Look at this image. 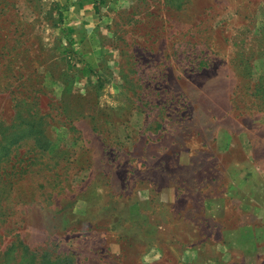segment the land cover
Segmentation results:
<instances>
[{"label":"rangeland","instance_id":"obj_1","mask_svg":"<svg viewBox=\"0 0 264 264\" xmlns=\"http://www.w3.org/2000/svg\"><path fill=\"white\" fill-rule=\"evenodd\" d=\"M245 57L264 0H0V264H264Z\"/></svg>","mask_w":264,"mask_h":264},{"label":"trees","instance_id":"obj_2","mask_svg":"<svg viewBox=\"0 0 264 264\" xmlns=\"http://www.w3.org/2000/svg\"><path fill=\"white\" fill-rule=\"evenodd\" d=\"M252 54V53H251ZM251 61V59H249L248 57H245L244 62L247 64V68L248 71H250L249 75H247L248 77V82L246 83L248 86L247 91L245 93V95H247L248 97L252 98L253 101H259L261 104L264 103V75L259 77L258 80L256 82L253 83V74H251L252 71V65H248L249 62ZM241 96H244V94Z\"/></svg>","mask_w":264,"mask_h":264}]
</instances>
